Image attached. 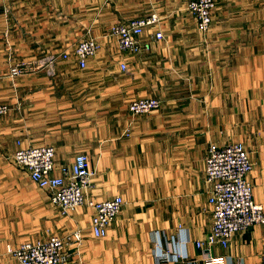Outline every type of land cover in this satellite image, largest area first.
Returning <instances> with one entry per match:
<instances>
[{
  "label": "crops",
  "instance_id": "0c3cea01",
  "mask_svg": "<svg viewBox=\"0 0 264 264\" xmlns=\"http://www.w3.org/2000/svg\"><path fill=\"white\" fill-rule=\"evenodd\" d=\"M127 4L0 0V103L11 107L0 119V264H21L8 244L76 231L81 242L70 239L63 264H204L206 250L196 242L206 241L213 223L205 182L212 144L245 145L254 196L264 204V0H217L206 32L192 14L173 13L169 1V14L153 11L163 38L152 39L154 29L141 36L151 41L149 51H122L116 40L118 53L103 42L81 67L64 50L70 22L86 23L91 6L97 27L152 13L127 12ZM55 53L69 57L57 61L54 76L48 68L9 76L14 63ZM141 96L160 99L161 107L131 113L128 102ZM32 145L55 147L57 165L87 154L94 175L86 197H123L106 236L92 233L91 206L63 213L50 189L7 159ZM211 253L225 264H261L264 224Z\"/></svg>",
  "mask_w": 264,
  "mask_h": 264
},
{
  "label": "built area",
  "instance_id": "2783aa9c",
  "mask_svg": "<svg viewBox=\"0 0 264 264\" xmlns=\"http://www.w3.org/2000/svg\"><path fill=\"white\" fill-rule=\"evenodd\" d=\"M217 0H187V8L198 23L201 31L206 32L213 23ZM161 17L153 12L148 15L121 21L111 27V34L117 40L120 49L140 54L151 49V41L141 36L147 29H154L152 39L160 40L163 33L158 30ZM99 50L98 41L87 36L81 39L74 53L81 67H86L88 59ZM66 58L69 54H64ZM126 68V64L122 63ZM23 69L13 67V75H19ZM161 107L156 97H140L131 101L128 109L133 114L151 113ZM10 111V106L0 103V119ZM56 149L51 145H32L21 148L8 159L26 169L32 180L42 188L51 190V200L63 213L88 205L94 209L90 228L94 236L104 237L110 224L120 214L124 199L116 195L110 199L93 200L86 197L91 186L94 172L89 167L87 154H77L72 164L57 165ZM253 161L245 145L233 142L224 146L210 145L206 157L205 182L212 205V228L206 241H197L199 248L205 249L204 264H225L223 258L211 253V247H228L234 234L256 224H264V204L256 201L254 185L249 179L253 170ZM58 167L59 174H54ZM79 246L82 233L76 231L72 237L54 235L47 240H27L19 245H7V252L21 264H63L67 261V247L70 239ZM264 264V254L262 262Z\"/></svg>",
  "mask_w": 264,
  "mask_h": 264
},
{
  "label": "rangeland",
  "instance_id": "374dc122",
  "mask_svg": "<svg viewBox=\"0 0 264 264\" xmlns=\"http://www.w3.org/2000/svg\"><path fill=\"white\" fill-rule=\"evenodd\" d=\"M121 1L122 2H124V1L128 2L127 12L133 11V12H145V13H147V12L152 11V13H153V11L158 10L161 12V15H165V14H169L171 12V11H169V9H167L166 3H169V1H172V4H173V7H172L173 11L172 12L173 13H177V12L190 13L188 8H187V0H121ZM180 2H184V5L183 6H181V5L175 6L176 3H180ZM180 7H182V8H180ZM85 10L91 11L92 14L89 16L90 19L87 17L86 23H82V24L79 22H70V35H71V37L66 39L67 45L64 48V50L73 52L75 50V47L78 44V42L81 39L85 38L86 36L90 35L91 37L95 38L98 41L99 51L102 49V45H103L102 43L107 42L109 45L111 44V48H113V46H114L115 50L119 53V51L117 50V47L115 45V42L117 43L118 40L114 35L111 34V27L117 23H120L121 21L120 22L119 21L113 22V23L108 24V25L103 26V27H97L95 22L93 21L92 6L86 7ZM77 12H80V10H78ZM85 16H88V15L86 14ZM6 43L8 44L7 41H6ZM119 49H120V47H119ZM120 50H122V49H120ZM122 51H124V50H122ZM64 54H66V53H61V57H60L59 53H55V54L46 56V57L38 59V60L18 61L16 63H14V65L11 66L9 76L16 77V76H19L23 73L33 72L36 68H38V69L48 68L45 70V72L50 76H52V75L54 76L56 74L57 61H60L59 59H62V58L67 59L64 56ZM74 55H75V53H74ZM109 55H110L109 51L107 50V56H109ZM116 62L118 63L119 59H117ZM121 66H122V64H121ZM13 67H19L23 70L19 75H13V73H12ZM109 69H112V66H108L107 72L109 71ZM125 69L126 68H123V70H125ZM138 98H140V97H138ZM138 98H136V99H138ZM130 102H128V103H130ZM10 109H11V107H10ZM8 157L9 156H7V159H8Z\"/></svg>",
  "mask_w": 264,
  "mask_h": 264
}]
</instances>
